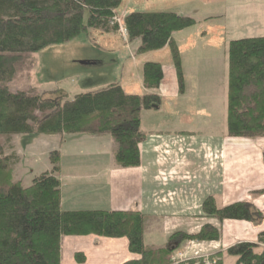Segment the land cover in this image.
<instances>
[{
	"label": "trees",
	"instance_id": "16d2710c",
	"mask_svg": "<svg viewBox=\"0 0 264 264\" xmlns=\"http://www.w3.org/2000/svg\"><path fill=\"white\" fill-rule=\"evenodd\" d=\"M123 0H0V264H60L64 237L96 236L127 240L137 261L124 264H182L172 260L187 242H217L219 230L202 225L196 233L169 236L164 247L144 245V217L135 211L68 210L61 208L59 153L50 152L49 172L34 177L28 187L14 182L15 155L5 156L2 139L19 135L109 136L118 168L140 165V113L157 110V94H127L118 84L79 93L67 99L59 90L19 89L17 79L27 76L31 57L45 49L70 43L80 35H116L114 22ZM127 42L138 41L142 55L169 49L179 93L184 87L181 56L172 36L195 26L192 18L173 12H131L121 18ZM225 137L264 140V37L230 41L227 45ZM143 88L156 91L164 79L161 64L141 67ZM11 86H16L14 90ZM201 218L208 222H245L260 225L264 213L249 202L219 207L204 199ZM261 246V247H260ZM234 264H264V230L257 242H240L226 249ZM219 259L221 255H217ZM78 262L83 257L76 256ZM192 264V263H190ZM216 264H223L221 260Z\"/></svg>",
	"mask_w": 264,
	"mask_h": 264
},
{
	"label": "crops",
	"instance_id": "0c3cea01",
	"mask_svg": "<svg viewBox=\"0 0 264 264\" xmlns=\"http://www.w3.org/2000/svg\"><path fill=\"white\" fill-rule=\"evenodd\" d=\"M133 1H126L125 14H128L127 11H135ZM169 1L171 9H157L153 5L151 9L154 12H173L193 20L196 18L188 13H203L200 19L204 23L218 21L217 27H220V35L224 37L226 52L230 41L264 37V0ZM197 26L196 22L192 28L172 36L181 56L184 77L182 93L178 90L176 73L167 47L136 55L138 41L127 42L129 52L125 58L126 63L117 58L114 50L107 48L104 51L111 60L108 61L110 64L105 74L96 71V78L105 77L97 78L96 90L118 84L127 94L154 93L161 100L157 110L140 113L139 131L143 138L138 146V167L122 169L115 165L112 156L114 145L107 135H55L37 139V142H41V147L43 143L45 146L48 142L53 143L47 144L46 152L43 150L45 156L53 151L59 153V171L56 176L60 182L62 210L140 212L145 215V247L159 249L164 247L168 238L162 232L164 225L171 232L177 230L192 234L202 225L211 224V221L200 217L202 202L207 197H212L217 206L223 207L236 202H249L250 198L264 194V181L237 174L238 169L234 167L236 162L230 161L231 155L236 157L237 153H241L240 145L252 140L226 138V116L222 114L221 117H216V110L212 111V105L208 102L206 107H196L197 100L207 99L206 95L203 98L197 94L200 86L187 88L184 62L187 57L184 55L187 45L192 43L191 29ZM101 36L112 46L117 40L114 35ZM201 36L204 35L196 38L200 39ZM195 43L196 41L192 44ZM192 49L193 59H199L204 54L203 52L197 56L195 46ZM162 54L166 57L165 60L160 56ZM147 62L159 63L163 69L164 79L156 91H147L142 85L141 67ZM124 64H128L126 70ZM122 76H125L124 80ZM189 90L192 93L190 96L187 95ZM182 109L183 113L180 112ZM186 110L188 111L185 112ZM28 152L33 159L32 151ZM44 163V172H49L51 166L48 157ZM238 176L239 179H236ZM32 179L28 180L29 185ZM13 180L25 188L29 186L23 184L24 179H17L14 175ZM127 246L125 238L105 239L92 235L64 237L60 243V264H124L137 261L139 257L130 254ZM80 255L83 262L76 259Z\"/></svg>",
	"mask_w": 264,
	"mask_h": 264
},
{
	"label": "rangeland",
	"instance_id": "374dc122",
	"mask_svg": "<svg viewBox=\"0 0 264 264\" xmlns=\"http://www.w3.org/2000/svg\"><path fill=\"white\" fill-rule=\"evenodd\" d=\"M126 1L127 0H123V6L119 7L118 19L120 22L121 18L126 15L124 9ZM151 5L157 6V9L172 8L169 0H134L132 6L136 9L133 12L155 11L151 9ZM127 12L131 13L132 11ZM188 14H192L191 16L196 18L194 20H196L199 26L191 29L192 38L190 40L192 43L194 41H196V43L195 45L192 43L191 45H187L184 55L187 57L184 61L186 64L185 78L187 88L200 86V91L197 92V94L203 98H205L206 95L207 99L197 100L195 104L196 107H206V103L208 102L212 105V111L214 109L216 110V115L214 114L216 117H221L222 114L225 116L227 53L224 46V37L222 38L220 35L221 29L219 30L220 27H217L218 21L212 20L204 23L200 19L203 13ZM199 35L204 36H201L200 39L196 38V36L198 37ZM115 37L117 40L113 42L114 45L112 46L105 42L101 35L92 32L88 37L80 35L70 43L53 46L33 55L31 57L33 63L32 68H30L31 71L27 76L23 75L17 79V87L19 89H36L42 93L59 90L67 99H71L79 93L95 91L96 80L105 79L104 76H98L97 78L99 79H97L96 71L99 70L101 73L105 74L110 64L108 61L111 59L104 52L107 48L111 51L114 50L118 55L117 58L120 59L121 62L123 61L126 63L125 58L129 51L126 47L127 40L125 33L119 30ZM192 46H195V50L198 51L197 56L204 52L201 58H191L193 53ZM160 56L163 60L166 59L163 54ZM98 65L100 66L96 68ZM196 65L198 66L195 67ZM125 68H128V64L124 66V69ZM121 74L123 73L121 72ZM121 78L124 80L125 76ZM15 87L16 86H11V89L14 90L16 89ZM191 94L189 90L187 95L190 96ZM183 111V109L180 110L182 113ZM187 111L188 110L185 112ZM41 137L42 136L37 137L31 135L13 136L8 143L5 142L4 138L2 139L3 144H5V156L15 155L17 159L13 167L14 172L12 171V175L17 179H24L23 184L26 186L29 185L28 180H31L45 171L43 167L45 164L44 160L46 162L48 156L44 155V151L46 152L47 146L53 143L48 142L46 146L43 145L45 144L43 143V147H41V142H37V139ZM242 145H240L241 153H237L236 157L230 154V161L234 160V162H236L234 163V167L238 169L237 174L245 175L246 178L250 177L252 180L257 179L264 181V140L247 141ZM29 146H32V148H29ZM28 150L32 151V156H34L33 159L29 156ZM234 167L232 169H234ZM240 176L236 179H239ZM249 203L264 213V194L250 198ZM211 224L220 232V238L217 242L205 244L187 242L179 251L173 254L172 260L182 264H216L219 260H221L223 264H234L235 259L225 254L226 249L240 242H251L256 244L257 231L261 229V231L264 230V219L258 226H253L245 222H224L222 224L211 222ZM171 231L172 230H170L168 226L164 225L162 232L168 235V238L175 231L177 232V230ZM195 232L196 231L192 233ZM159 238L160 236L158 239ZM218 254L221 255L220 259L217 256Z\"/></svg>",
	"mask_w": 264,
	"mask_h": 264
},
{
	"label": "built area",
	"instance_id": "2783aa9c",
	"mask_svg": "<svg viewBox=\"0 0 264 264\" xmlns=\"http://www.w3.org/2000/svg\"><path fill=\"white\" fill-rule=\"evenodd\" d=\"M114 22H116L117 24H119L120 26H119V28H120V30L124 33V29H123V27H122V23L120 22V20L118 19V18H116V19H114ZM179 255H181V254H179ZM182 256V255H181ZM195 256H197V255H195ZM177 263V262H176Z\"/></svg>",
	"mask_w": 264,
	"mask_h": 264
}]
</instances>
